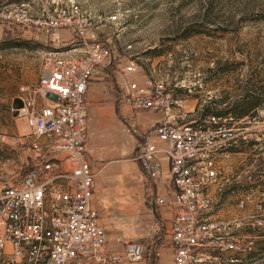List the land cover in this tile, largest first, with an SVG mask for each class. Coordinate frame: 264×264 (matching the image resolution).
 <instances>
[{
    "label": "built area",
    "instance_id": "built-area-1",
    "mask_svg": "<svg viewBox=\"0 0 264 264\" xmlns=\"http://www.w3.org/2000/svg\"><path fill=\"white\" fill-rule=\"evenodd\" d=\"M116 21L117 16L108 19ZM0 25L30 36L43 34L51 48L36 82L19 86L15 97L21 105L13 112L28 130L30 162L19 180L0 177V264L142 261L143 246L128 245L120 235L113 243L125 245L123 252L109 247L94 206L96 178L103 168L86 158V91L109 67L110 47L88 35L92 25L80 0H4ZM61 31L68 40L60 37ZM120 72L128 80L124 101L134 111L163 115L141 135L131 161L150 188L148 208L170 211L168 220L157 219V227L158 239L170 246L172 264L200 263L202 252L217 254L214 260L243 252L244 229L264 223V184L242 170L239 190H225L222 162L238 143L256 146L250 137L264 141V109L240 119L207 116L196 122L179 93L182 86L173 88L152 76L136 82L130 78L134 66ZM237 191L235 219L214 215V208Z\"/></svg>",
    "mask_w": 264,
    "mask_h": 264
},
{
    "label": "rangeland",
    "instance_id": "rangeland-1",
    "mask_svg": "<svg viewBox=\"0 0 264 264\" xmlns=\"http://www.w3.org/2000/svg\"><path fill=\"white\" fill-rule=\"evenodd\" d=\"M80 6L92 25L90 38L110 47L114 70L134 66L136 72L130 78L136 82L152 76L173 88L182 86L179 93L188 104L192 100V108L188 105L187 110L196 122L203 120L201 111H195L198 106L200 110L207 105L222 109L232 102L220 104L227 96L241 95L246 89L264 90V0H80ZM112 16L117 21L109 23ZM60 37L66 38L67 32L61 31ZM50 50L47 36H30L0 25L2 180H19L28 168V130L13 112L15 97L19 86L36 82L44 54ZM224 68L229 73L217 75ZM113 81L107 91L122 84L118 72ZM104 103L97 107L87 103L86 156L98 168L104 167L96 178V208L109 247L123 252L125 245L113 243L120 235L124 243L144 248L142 261L129 264H172L170 246L158 239V220L143 203L139 165L129 160L137 147L132 132L138 127L131 120L126 122L123 106L109 108ZM238 194L214 208V215L235 219ZM243 235V252L216 260L217 254L202 252L204 261L193 264H264V223L254 230L245 228Z\"/></svg>",
    "mask_w": 264,
    "mask_h": 264
},
{
    "label": "crops",
    "instance_id": "crops-1",
    "mask_svg": "<svg viewBox=\"0 0 264 264\" xmlns=\"http://www.w3.org/2000/svg\"><path fill=\"white\" fill-rule=\"evenodd\" d=\"M116 72L120 74V77L123 79V82L122 84L120 83V85L115 89V91L113 90V88L108 89L107 91L106 86H108L109 82H114L113 79L115 78ZM127 83L128 80L121 74L120 70L115 71L112 68L108 67L106 70L103 71V73H101L96 78H93L88 83L85 101H86V106L88 102L96 107L98 105H105L104 102H108L106 106L109 105L108 106L109 108H111V106H115V107L123 106L127 110L128 119L126 120V122H128V120L129 121L131 120L138 127L137 129L138 131L132 132L134 137H136V142H137V147L133 152L134 155V153H136L140 145L141 135L147 134L154 127H156L163 119V115L161 113L134 111L124 101L127 91ZM89 96L92 97V99H88ZM112 96L114 98L113 103L110 102V100L113 99ZM188 105L192 108V100L189 102V104L187 102V106ZM116 109L118 110V108ZM249 139H252L253 140L252 142L257 143V145L251 147L244 146L242 149L240 148V146H238L236 148H240V149L237 150L236 152L230 151L228 157L222 162L224 176L227 180V182L225 183V190H234V189L239 190L240 181L238 180L237 176L242 170H249L255 176V179H258L259 183L261 182L262 184H264V141L256 142L253 137H250ZM132 158L133 156L129 158V160H131ZM89 161L94 166H96L94 162H92L91 160ZM102 168L104 167L102 166ZM149 193H150V188H146V185L144 183L143 203L147 208L148 213L153 214L155 218L158 220L159 219L168 220L170 218V211L168 209L156 208L155 210H151L145 204L146 198H148ZM94 199H95L94 206L96 207V190H95ZM158 263L160 264V262Z\"/></svg>",
    "mask_w": 264,
    "mask_h": 264
},
{
    "label": "trees",
    "instance_id": "trees-1",
    "mask_svg": "<svg viewBox=\"0 0 264 264\" xmlns=\"http://www.w3.org/2000/svg\"><path fill=\"white\" fill-rule=\"evenodd\" d=\"M3 1L4 0H0V2ZM109 67L113 70L115 69V62L113 61V59L111 60ZM228 70V68H224L220 72H218L217 75L220 74L224 76L229 73ZM229 100L232 102L222 109L212 108L207 105L203 106L201 110L198 106L195 111H201L199 114L203 119H205L207 116L226 117L228 115H230L233 119H240L251 114L256 109H264V90L257 92L255 90L246 89V91L241 95L235 97H225L224 99L220 100V104L224 105ZM212 103L216 105L214 102ZM153 261H155V255Z\"/></svg>",
    "mask_w": 264,
    "mask_h": 264
},
{
    "label": "water",
    "instance_id": "water-1",
    "mask_svg": "<svg viewBox=\"0 0 264 264\" xmlns=\"http://www.w3.org/2000/svg\"><path fill=\"white\" fill-rule=\"evenodd\" d=\"M15 103L18 105V107H20L21 104L18 101H16Z\"/></svg>",
    "mask_w": 264,
    "mask_h": 264
}]
</instances>
